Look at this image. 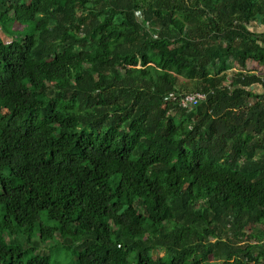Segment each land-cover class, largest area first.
<instances>
[{"label": "trees", "instance_id": "obj_1", "mask_svg": "<svg viewBox=\"0 0 264 264\" xmlns=\"http://www.w3.org/2000/svg\"><path fill=\"white\" fill-rule=\"evenodd\" d=\"M254 25L264 0H0V264L54 235L75 264H264Z\"/></svg>", "mask_w": 264, "mask_h": 264}, {"label": "rangeland", "instance_id": "obj_2", "mask_svg": "<svg viewBox=\"0 0 264 264\" xmlns=\"http://www.w3.org/2000/svg\"><path fill=\"white\" fill-rule=\"evenodd\" d=\"M15 28L21 29L22 25L17 24V25H15ZM252 28L258 32L264 31V27H261L259 25H254ZM0 37L4 41L10 40V38L5 36L1 30H0ZM238 68L236 67V68L230 70L229 74H232V72H234ZM248 68H249V70L251 69V70L256 71V72H264V68L262 66H258V65H256V63H253V62L248 63L247 69ZM19 237H20V242L23 243L24 240H23L22 236L20 235ZM37 239H38L37 236H34V240H37ZM28 245L30 246V243L27 244L26 242H24L25 247ZM40 249L43 253L50 255V257L52 259V264H75L74 263V259H75V255H76L75 250L74 249L69 250L66 247H64L62 243L59 244L55 235L52 238L48 239L47 241L43 242L41 244Z\"/></svg>", "mask_w": 264, "mask_h": 264}, {"label": "built area", "instance_id": "obj_3", "mask_svg": "<svg viewBox=\"0 0 264 264\" xmlns=\"http://www.w3.org/2000/svg\"><path fill=\"white\" fill-rule=\"evenodd\" d=\"M254 63V62H253ZM248 65V64H247ZM249 69V68H248ZM206 98L203 92H193L183 96L180 100L182 106H196Z\"/></svg>", "mask_w": 264, "mask_h": 264}]
</instances>
